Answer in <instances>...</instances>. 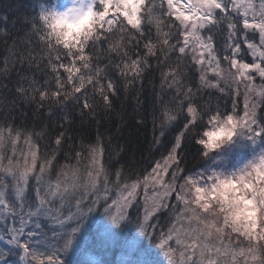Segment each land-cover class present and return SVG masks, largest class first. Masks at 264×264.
Masks as SVG:
<instances>
[{
    "label": "snow or ice",
    "instance_id": "6c2138e0",
    "mask_svg": "<svg viewBox=\"0 0 264 264\" xmlns=\"http://www.w3.org/2000/svg\"><path fill=\"white\" fill-rule=\"evenodd\" d=\"M25 3L0 16V264H63L98 208L168 264H264V0Z\"/></svg>",
    "mask_w": 264,
    "mask_h": 264
},
{
    "label": "rangeland",
    "instance_id": "374dc122",
    "mask_svg": "<svg viewBox=\"0 0 264 264\" xmlns=\"http://www.w3.org/2000/svg\"><path fill=\"white\" fill-rule=\"evenodd\" d=\"M69 3L73 0H60L54 6L63 10ZM242 159V155H233L229 163ZM62 260L63 264H168L163 252L139 232L134 222L116 227L101 208L89 214Z\"/></svg>",
    "mask_w": 264,
    "mask_h": 264
},
{
    "label": "clouds",
    "instance_id": "9594fccd",
    "mask_svg": "<svg viewBox=\"0 0 264 264\" xmlns=\"http://www.w3.org/2000/svg\"><path fill=\"white\" fill-rule=\"evenodd\" d=\"M74 5L69 3L68 8L63 10H58L61 12H67L69 9H72ZM75 7H79L76 5ZM96 17L91 13V11L85 9L82 12H69L66 18L57 20L54 23V29L58 32L62 39L65 42H72V40L86 36L94 27ZM229 136L231 135L230 131L223 133H216L212 135L211 139L208 140L209 147H212L219 136ZM207 139V138H206ZM229 187H231L229 185Z\"/></svg>",
    "mask_w": 264,
    "mask_h": 264
},
{
    "label": "trees",
    "instance_id": "16d2710c",
    "mask_svg": "<svg viewBox=\"0 0 264 264\" xmlns=\"http://www.w3.org/2000/svg\"><path fill=\"white\" fill-rule=\"evenodd\" d=\"M60 0H45V3L54 5L55 2H58ZM27 7V3H25V0H0V16L7 13L9 16H12L15 14L16 10L20 8L21 6ZM14 19L10 20L8 24V28L12 29ZM3 30V25H0V31ZM16 31L19 30V25L16 26ZM2 51V49H0ZM156 86L157 89L159 88V76L156 77ZM146 94L150 97L151 96V85H149ZM130 111V108H129ZM29 126L31 125V122H29ZM122 135L126 138H131L134 141L133 147L137 146V142L140 145H143L147 141H150L152 139V130H151V124L149 123V127L146 131H140L137 132L136 129L131 127H125L123 128ZM171 138V137H169ZM145 157H147V153H145ZM137 158H139V152H137ZM157 159L159 158V154L157 153ZM164 223L163 220H161V224Z\"/></svg>",
    "mask_w": 264,
    "mask_h": 264
}]
</instances>
